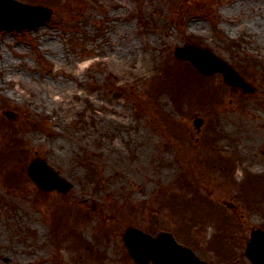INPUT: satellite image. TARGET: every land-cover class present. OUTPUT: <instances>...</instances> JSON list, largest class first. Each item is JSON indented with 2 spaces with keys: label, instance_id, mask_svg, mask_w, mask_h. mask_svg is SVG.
Instances as JSON below:
<instances>
[{
  "label": "rangeland",
  "instance_id": "374dc122",
  "mask_svg": "<svg viewBox=\"0 0 264 264\" xmlns=\"http://www.w3.org/2000/svg\"><path fill=\"white\" fill-rule=\"evenodd\" d=\"M17 1L52 15L0 33V264H121L127 226L248 264L251 229L264 228V0ZM190 45L254 92L202 79L174 57ZM177 83L190 89L178 111ZM35 157L67 193L28 179Z\"/></svg>",
  "mask_w": 264,
  "mask_h": 264
},
{
  "label": "water",
  "instance_id": "95a60500",
  "mask_svg": "<svg viewBox=\"0 0 264 264\" xmlns=\"http://www.w3.org/2000/svg\"><path fill=\"white\" fill-rule=\"evenodd\" d=\"M50 14L51 12L43 7L22 5L12 0H0V31L32 29L47 21ZM174 54L180 60H190L192 65L204 75L219 72L229 85L241 87L244 91L250 90L235 71L207 50L178 48ZM4 114L10 120L15 118L12 113ZM28 174L38 186L45 190L57 189L66 192L69 188V185L62 183L40 159L30 163ZM124 239L130 256L138 264H147L149 260L153 264H204L196 259L190 250L179 247L172 236L166 233H160L156 238H152L137 229L129 228L124 232ZM261 240L264 241L263 237L255 232L250 246L251 249L254 247V255L250 251L248 253V257L255 264H264L263 256L256 252Z\"/></svg>",
  "mask_w": 264,
  "mask_h": 264
},
{
  "label": "bare ground",
  "instance_id": "6f19581e",
  "mask_svg": "<svg viewBox=\"0 0 264 264\" xmlns=\"http://www.w3.org/2000/svg\"><path fill=\"white\" fill-rule=\"evenodd\" d=\"M200 25H195L194 28H200ZM115 55V53H113ZM255 120H260V116H254ZM249 142L252 145H257L261 142H263V137L261 135V132L258 129H255L253 133L250 134V138H249ZM23 194L25 195H29L30 191H31V187L30 186H25L23 189ZM45 225L43 226V231H45Z\"/></svg>",
  "mask_w": 264,
  "mask_h": 264
},
{
  "label": "flooded vegetation",
  "instance_id": "af4514ba",
  "mask_svg": "<svg viewBox=\"0 0 264 264\" xmlns=\"http://www.w3.org/2000/svg\"><path fill=\"white\" fill-rule=\"evenodd\" d=\"M260 229H262V231H264L263 227H261ZM122 254H123V257L121 258V264H134V262L128 257L126 248H123ZM248 264H251V263L248 262Z\"/></svg>",
  "mask_w": 264,
  "mask_h": 264
},
{
  "label": "trees",
  "instance_id": "16d2710c",
  "mask_svg": "<svg viewBox=\"0 0 264 264\" xmlns=\"http://www.w3.org/2000/svg\"><path fill=\"white\" fill-rule=\"evenodd\" d=\"M169 82H171V81H169ZM177 85L179 86V87H181L182 88V86H180L178 83H177ZM171 86H172V84H169V88H171ZM182 94V93H181ZM181 94H176V95H174V97H180L181 96Z\"/></svg>",
  "mask_w": 264,
  "mask_h": 264
}]
</instances>
